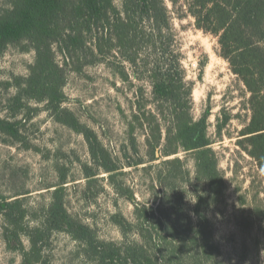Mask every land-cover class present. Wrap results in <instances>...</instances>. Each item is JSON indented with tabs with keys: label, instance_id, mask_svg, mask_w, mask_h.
<instances>
[{
	"label": "trees",
	"instance_id": "obj_1",
	"mask_svg": "<svg viewBox=\"0 0 264 264\" xmlns=\"http://www.w3.org/2000/svg\"><path fill=\"white\" fill-rule=\"evenodd\" d=\"M188 13L197 28L219 37L224 56L251 93L252 117L241 144L264 172V0H192ZM11 46L34 51L35 60L27 77H14V85L0 82V89L14 86L16 90L6 101L7 114L0 115L5 142H25L20 131L23 113L30 110L31 102L44 104L57 123L85 137L93 165L83 166L89 184L99 174L95 169L114 179L121 169L116 160L97 133L64 107L69 61L81 66L109 60L124 70L129 66L142 84L126 124L127 151L139 153L136 134L141 130L146 133L147 159L139 157L128 166L168 158L162 162L173 168L159 177L165 197V204L158 207L161 214L137 208V223L117 221L124 234L138 227V241H101L90 226L71 216L65 201L66 178L34 225L28 223L29 209L20 198L9 201L0 193L5 241L9 248L12 240L20 245L21 264H47L46 247L60 232L79 242L83 259L93 264H215L219 247L207 212L223 201L225 181L208 135V112L199 120L193 116V83L187 79L165 0H120V4L117 0H10L0 10V55ZM122 74L124 78L128 73ZM144 85L151 88L149 97ZM181 152L194 155L195 179L205 185L195 192L194 216L183 209L164 214L169 211L166 204L178 208L183 204L178 180L185 181L190 172L178 156Z\"/></svg>",
	"mask_w": 264,
	"mask_h": 264
},
{
	"label": "rangeland",
	"instance_id": "obj_2",
	"mask_svg": "<svg viewBox=\"0 0 264 264\" xmlns=\"http://www.w3.org/2000/svg\"><path fill=\"white\" fill-rule=\"evenodd\" d=\"M176 1L173 5L165 0L178 34L187 79L193 83V116L199 120L208 112V135L225 181L223 201L207 212L219 247L215 264H264V172L241 144L252 117L251 93L224 56L219 37L197 28L188 13L192 0ZM9 2L0 0V10ZM34 60V51L9 47L0 55V82L14 85V77H27ZM58 60L63 63L61 54ZM82 63L79 66L77 61H69L64 107L97 133L121 169L114 179L95 169L99 174L89 184L83 166L93 165L85 137L57 123L44 104L31 102L20 128L25 142L7 143L0 133V193L9 201L20 198L23 207L29 209L28 223L34 225L50 204L56 186L66 178L65 201L71 216L90 226L101 241H138V227L124 234L117 221L137 223V208L161 214L158 207L165 204V197L159 177L173 168L163 164L168 158L150 165L128 166L139 157L147 159L146 133L141 130L136 134L139 153L127 151L130 141L126 124L142 87L133 70L129 66L124 70L109 60ZM122 73L128 74L123 78ZM144 86V94L149 97L151 88ZM15 92L14 86L0 89L1 116L7 114L6 101ZM178 156L190 176L178 180L182 206L166 204L164 209L169 211L164 214L183 209L194 216L195 192L203 191L205 185L195 179L194 155L181 152ZM6 227L0 212V264H21L20 245L12 240L11 248L7 246ZM22 239L29 248L27 238ZM81 250L80 243L67 233H56L46 247L45 260L47 264H93L83 259Z\"/></svg>",
	"mask_w": 264,
	"mask_h": 264
}]
</instances>
